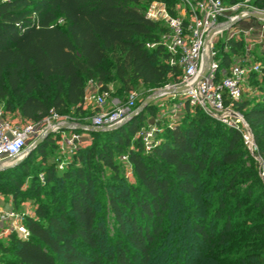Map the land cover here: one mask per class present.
<instances>
[{"label":"trees","instance_id":"obj_1","mask_svg":"<svg viewBox=\"0 0 264 264\" xmlns=\"http://www.w3.org/2000/svg\"><path fill=\"white\" fill-rule=\"evenodd\" d=\"M152 1L0 0V104L38 122L70 106L82 108L88 81H106L112 70L130 88L179 82L182 70L170 65L160 41L167 27L146 16ZM253 2L264 6V0ZM244 41L219 43L223 68L244 54ZM258 76L264 74L249 78ZM236 105L253 132L255 155L238 130L186 103L183 120L151 152L136 136L143 110L117 128L76 129L111 139L80 150L81 163L62 171L42 161L46 183L25 184L19 175L31 171L38 155L45 159L54 145L49 134L21 164L0 170V193L15 200L30 194L38 202L35 216L25 220L28 239L16 232L0 237L1 264H264L257 159L264 163V86ZM122 152L135 182L119 174L115 155ZM103 167L113 174L105 185L114 235L99 210Z\"/></svg>","mask_w":264,"mask_h":264},{"label":"built area","instance_id":"obj_2","mask_svg":"<svg viewBox=\"0 0 264 264\" xmlns=\"http://www.w3.org/2000/svg\"><path fill=\"white\" fill-rule=\"evenodd\" d=\"M176 1V4L171 6L166 0H154L146 12L147 18L167 27L160 41L170 54V65L178 66L182 70L181 80L175 87L185 86V89L180 93L171 94L174 97L183 95L186 98L184 104L199 107L210 117L238 130L249 151L255 155L258 148L253 132L236 104L247 93L250 73L264 74V61L253 60V45L245 44L246 53L239 57L238 63L226 69L221 65L217 48L219 36L222 37L225 30L230 28H225L226 26L239 18V15L245 19L250 12H257L251 7L252 0ZM254 30L251 26L248 30L241 31L243 39L247 41L249 34ZM259 30L264 33V24ZM263 36L260 34V37ZM231 38H237V32H232L223 41ZM229 48L226 45V50ZM205 67L207 73L199 80ZM107 96L108 93L104 91L96 97V101L100 105L105 104ZM137 96L136 92H131L127 100L118 103L114 109L96 114L91 124L106 129L130 119L139 107L136 104ZM181 105L182 103H177L175 107ZM58 117L57 112H52L41 122L26 126L14 125L0 119V169L24 157L29 147L28 141L32 137L37 139L48 129L63 130V126L76 129L75 124L64 121L52 124L51 119ZM45 122L46 125L41 126ZM155 130L153 127L141 136L148 152L158 145V142L152 141ZM79 138L80 134L74 132L70 141L74 142ZM260 171L264 180V170ZM27 216L21 209L0 204V237L16 232L20 238L28 239L31 233L25 224Z\"/></svg>","mask_w":264,"mask_h":264},{"label":"rangeland","instance_id":"obj_3","mask_svg":"<svg viewBox=\"0 0 264 264\" xmlns=\"http://www.w3.org/2000/svg\"><path fill=\"white\" fill-rule=\"evenodd\" d=\"M229 2V0H225ZM251 7L254 11L263 12L264 13V6L257 5L251 1ZM264 24L263 20L247 17L243 20H240L235 25L231 26L229 29L225 30L224 35L222 37L219 36L221 43L225 40L232 32H237V38H243V34L241 31L248 30L251 26L254 27V31L249 34V39L245 42V44H252L253 49L252 51L255 53V59H259L264 56V33L259 32V28ZM217 45L219 54L222 53L220 46ZM149 47L155 46V43L148 44ZM246 50H244V54ZM253 53V54H254ZM243 55V54H242ZM239 57L234 55L233 56V64L238 63ZM261 61V60H260ZM109 76L106 81L101 80H90L87 83L86 87V98L85 103L82 108H78L76 105L70 106L68 109L65 110L63 114H59L57 119L52 118L51 122L57 123L60 121L73 123L76 126V129H79L80 125H90L92 122L93 117L102 111L112 110L114 109L118 103L125 102L131 92H136L138 94L136 99V104L140 106L147 98L153 96L154 94L166 90L168 88L174 87L178 82L170 81L165 85L153 87L150 85H146L140 82L135 83L132 88L126 85L122 80H120L116 75L115 71H109ZM170 76H172L170 74ZM180 78V76H179ZM249 83L247 84V94L255 98L260 93V88L264 86V76H258L257 78H249ZM106 91L108 96L106 98L105 104H98L96 101V97ZM186 98L183 95H179L174 97L171 93H163L160 96L155 97L151 102L147 103L145 108L141 111L145 110V114L142 118V126L137 133V137H141L142 133L150 131L153 127L156 130L153 132L152 141L158 142L160 144L163 140V136L166 130L170 127L175 126L179 122L183 120L184 111H185V104L184 101ZM182 103L180 107H175V104ZM147 108L149 110H147ZM0 119L6 122H10L14 125L18 126H26L27 124L34 123L33 121L27 120L21 116L18 110L14 112H7L5 111L4 104H0ZM42 121V120H41ZM38 121V122H41ZM35 122V123H38ZM46 125L42 123L41 126ZM63 130L60 131H51L50 134H54V145L48 146L45 150V159L43 155H38L35 159L34 165H32V169L29 173L19 175V180L24 181L25 184H29L32 179L38 178L42 184L46 183V170L44 167L47 164H51L55 166L58 170L66 169L69 164L72 163H81L78 155L80 150H85L90 146H96L101 144L104 140L110 141L111 137L108 135H102L100 137L92 135L87 131H77L72 127L63 126ZM84 129V128H81ZM85 130V129H84ZM106 130V129H102ZM47 132V131H46ZM76 132L80 134V138L77 141H70V136ZM36 140L35 137H32L28 143L29 145L32 144ZM143 141V139H142ZM153 150V149H152ZM150 150L149 152H151ZM144 152L148 153L147 149L144 147ZM28 156V155H27ZM94 157L96 158L95 154ZM26 158V157H25ZM42 161L46 165H42ZM115 161L119 168V174L123 176L125 179L129 180L130 182H135L137 180L136 175L134 173L133 166L128 161L127 152H122L121 154L117 153L115 155ZM259 163V175L261 177V171L264 170V163L261 159H258ZM103 174H105V179L101 183H99L98 187V195L100 197V205L99 210L101 215H105L104 222L108 227L109 234H115V225L113 219L110 215V209L108 206L107 194L110 192L108 185H105L112 180V172L107 169V167H103ZM99 173L101 170H97ZM2 178H7L6 176H2ZM262 178V177H261ZM263 180V179H262ZM264 184V180L262 181ZM260 191H264V189H259ZM49 186L47 187V193L42 192V194L48 198L49 197ZM264 199V194L262 195ZM19 204V207L29 216H35V208L37 206V198L33 197L30 194H27L26 197H18L17 200L12 195H7L0 193V204L1 205H16L15 203ZM5 236V235H3Z\"/></svg>","mask_w":264,"mask_h":264},{"label":"water","instance_id":"obj_4","mask_svg":"<svg viewBox=\"0 0 264 264\" xmlns=\"http://www.w3.org/2000/svg\"><path fill=\"white\" fill-rule=\"evenodd\" d=\"M247 17H251V18H255V19H263L264 20V13L263 12H250L248 15H247ZM244 18L241 16V15H239V18H237L236 20H234L233 22H231L228 26H226L225 28H229V27H231V26H233V25H235L236 23H238L240 20H243ZM207 73V67H205V69L203 70V72H202V74L199 76V80H201L203 77H204V75ZM185 89V86H181V87H172V88H168V89H166V90H163V91H161V92H158V93H156V94H154L153 96H151V97H149V98H147L138 108H137V111L136 112H134L133 114H132V117H134V116H136L137 115V113H139L142 109H144L145 108V106H146V104L147 103H149V102H151L155 97H157V96H160V95H162L163 93H167V92H169V93H180V92H182L183 90ZM125 123V121L124 122H122V123H120V124H118V125H114V126H112V127H109V128H106V129H113V128H117V127H119V126H121V125H123ZM77 127H79V128H85V129H89V130H102L103 128H101V127H96V126H94V125H92V124H90V125H80V126H77ZM51 129H48L47 130V132L45 133V134H43V135H41L40 137H38L32 144H30L29 145V147H28V149H27V153L25 154V156L24 157H22L21 159H19L17 162H15L14 164H12V165H9V166H5V167H3L2 169H0V170H3V169H6V168H9V167H15V166H17V165H19V164H21L22 163V161L25 159V157L27 156V155H29L50 133H51Z\"/></svg>","mask_w":264,"mask_h":264}]
</instances>
